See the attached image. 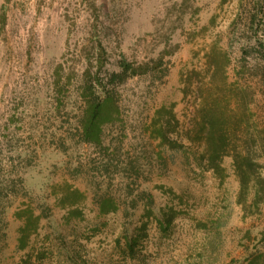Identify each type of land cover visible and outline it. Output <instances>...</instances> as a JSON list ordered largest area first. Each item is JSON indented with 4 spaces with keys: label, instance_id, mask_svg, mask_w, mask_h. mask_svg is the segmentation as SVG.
<instances>
[{
    "label": "rangeland",
    "instance_id": "374dc122",
    "mask_svg": "<svg viewBox=\"0 0 264 264\" xmlns=\"http://www.w3.org/2000/svg\"><path fill=\"white\" fill-rule=\"evenodd\" d=\"M218 119L264 177V0H0V264H264Z\"/></svg>",
    "mask_w": 264,
    "mask_h": 264
},
{
    "label": "trees",
    "instance_id": "16d2710c",
    "mask_svg": "<svg viewBox=\"0 0 264 264\" xmlns=\"http://www.w3.org/2000/svg\"><path fill=\"white\" fill-rule=\"evenodd\" d=\"M150 69V64H142L139 67L127 61L122 62V71L119 73H112V80L121 78L122 81L126 80L130 75H137L140 73H147ZM93 86L90 84L86 90L92 92ZM94 95V92H92ZM109 97L106 99L108 100ZM90 117L86 125L87 132H95L96 128L101 125V114L103 111V104L97 97L90 96L89 100ZM210 137L207 141V167L213 170L217 175L224 177L225 167L222 164L226 156L233 155L234 165L240 179V192L238 202L246 204L249 200L251 186L254 184L256 187L255 196L252 201L253 205L259 208L260 202L264 200V177L259 171L260 163L257 161L261 143H256L255 150H244L239 147V143L233 138L232 130L226 125L222 119L213 121V127L209 131ZM97 134V133H93ZM90 135V134H89Z\"/></svg>",
    "mask_w": 264,
    "mask_h": 264
}]
</instances>
